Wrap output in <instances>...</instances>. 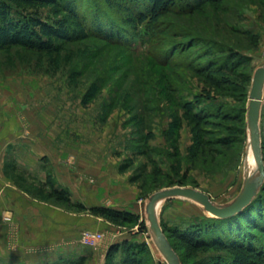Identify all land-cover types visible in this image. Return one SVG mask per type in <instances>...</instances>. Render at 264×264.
<instances>
[{
	"label": "rangeland",
	"instance_id": "374dc122",
	"mask_svg": "<svg viewBox=\"0 0 264 264\" xmlns=\"http://www.w3.org/2000/svg\"><path fill=\"white\" fill-rule=\"evenodd\" d=\"M109 9L123 19V12ZM43 11L45 18L54 17L50 7ZM161 20L155 45L139 26L134 52L92 36L62 42L52 52L0 48V264H107L108 249L125 237L147 244L149 264H169L148 219L151 195L183 185L228 204L246 177L258 174L247 117L251 83L211 90L242 118L215 120L207 138L217 139L192 157L193 124L175 104L172 86L179 87L178 94L191 91L190 98L209 86L203 76L170 67L154 54L192 35L246 55L232 78L253 79L264 64V0H216ZM175 113L182 119L179 132L172 123ZM260 127L263 145L264 100ZM49 172L73 202L136 212L148 229L48 197L51 186L41 183ZM157 205L160 223L187 227L212 216L187 197ZM179 254L182 264H208V253Z\"/></svg>",
	"mask_w": 264,
	"mask_h": 264
},
{
	"label": "trees",
	"instance_id": "16d2710c",
	"mask_svg": "<svg viewBox=\"0 0 264 264\" xmlns=\"http://www.w3.org/2000/svg\"><path fill=\"white\" fill-rule=\"evenodd\" d=\"M211 1L216 0H104V3L97 0L96 4L91 3V0H0V48L19 45L52 52L62 42L92 36L133 51V40L139 34V26L146 27L150 35L149 42L155 45L160 41L157 36L164 27L161 20L164 15L173 11L191 14ZM109 5L123 12L122 20L115 18ZM47 7L51 8L54 17L46 15L45 18L43 9ZM172 29L174 34H179L178 30ZM158 52L154 55L161 61L165 58L168 66L197 73L206 79L209 86L195 93L192 98L189 97L191 91L188 95L182 92L178 94L179 87L172 86L175 104L193 124L192 157L196 156L203 147L217 139L207 138L212 133V126L217 124L215 120H241L240 113L222 105L211 90L239 89L240 84L245 86L248 82L252 85L250 77L241 75L243 78L240 83L232 78L234 75L239 76V68L247 56L231 47L215 48L213 42L192 35L184 41H174ZM181 121L178 113L172 115L176 132H179ZM153 136L150 133L146 142ZM219 140L224 141V138ZM148 145H145L146 149H149ZM15 167H19L16 162ZM23 172L26 173V170ZM41 184L51 186L47 196L57 201L79 210H89L112 222L124 221L138 225L141 231L148 229L146 222L140 220L136 212L101 204L87 207L84 203L73 202L67 189L56 187L51 172ZM161 225L176 251L179 253L184 250L186 257L195 253H208V264H264V183L254 200L233 216H210L198 219L187 227L164 222ZM149 256L146 243L127 238L110 246L107 264H149ZM181 261L184 263V257H181Z\"/></svg>",
	"mask_w": 264,
	"mask_h": 264
},
{
	"label": "water",
	"instance_id": "95a60500",
	"mask_svg": "<svg viewBox=\"0 0 264 264\" xmlns=\"http://www.w3.org/2000/svg\"><path fill=\"white\" fill-rule=\"evenodd\" d=\"M248 126L250 132V143L253 155L257 163L258 174L246 177L244 186L235 199L228 204L215 202L205 191L191 187L177 185L164 188L153 193L147 204L148 219L154 232L157 247L164 254L169 264H182L181 257L173 247L166 235L157 213V204L165 199L175 196L191 198L200 203L205 211L215 217H230L241 212L258 195L264 183V156L262 153L261 137V109L264 100V64L258 67L252 79L249 93Z\"/></svg>",
	"mask_w": 264,
	"mask_h": 264
},
{
	"label": "crops",
	"instance_id": "0c3cea01",
	"mask_svg": "<svg viewBox=\"0 0 264 264\" xmlns=\"http://www.w3.org/2000/svg\"><path fill=\"white\" fill-rule=\"evenodd\" d=\"M26 161L29 162V163L31 164L30 159H26ZM197 203H198V202H197ZM199 204H200V203H199ZM201 206H202V205H201ZM181 221H182V220H181ZM181 221H180V222H181ZM175 222H176V221H174V222H172V223H175ZM175 225H176V223H175ZM177 225H178V224H177ZM127 238H128V237H125V239H127Z\"/></svg>",
	"mask_w": 264,
	"mask_h": 264
},
{
	"label": "bare ground",
	"instance_id": "6f19581e",
	"mask_svg": "<svg viewBox=\"0 0 264 264\" xmlns=\"http://www.w3.org/2000/svg\"><path fill=\"white\" fill-rule=\"evenodd\" d=\"M254 159H255V157H254L253 152H252V154H251V160L254 161Z\"/></svg>",
	"mask_w": 264,
	"mask_h": 264
}]
</instances>
